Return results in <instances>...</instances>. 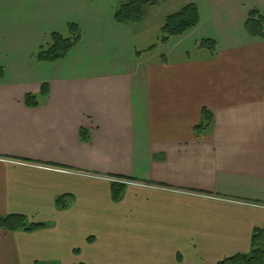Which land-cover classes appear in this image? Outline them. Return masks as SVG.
<instances>
[{
	"label": "crops",
	"instance_id": "0c3cea01",
	"mask_svg": "<svg viewBox=\"0 0 264 264\" xmlns=\"http://www.w3.org/2000/svg\"><path fill=\"white\" fill-rule=\"evenodd\" d=\"M2 1L0 66L9 55L15 65L26 25L13 13L4 24ZM223 1L213 0L219 14L244 29L246 15ZM64 2L83 17L73 21L82 35L72 71L35 79L12 67L0 79V214L45 224L0 228V264H216L248 253L264 229V38L244 29L213 54L147 57L133 47L132 23L113 18L119 0ZM108 47L119 52L108 64L80 52ZM27 93L38 105L25 104ZM204 107L213 121L196 136ZM112 178L139 184L114 200ZM62 195L72 201L59 209Z\"/></svg>",
	"mask_w": 264,
	"mask_h": 264
},
{
	"label": "rangeland",
	"instance_id": "374dc122",
	"mask_svg": "<svg viewBox=\"0 0 264 264\" xmlns=\"http://www.w3.org/2000/svg\"><path fill=\"white\" fill-rule=\"evenodd\" d=\"M64 1L67 0L2 1L4 24L10 23L9 16L10 13H13L18 15L16 21L19 26L26 25L25 32L19 34L20 44L22 42H25V44L19 46L17 50V64H9L12 58L10 55L8 59L3 57L1 60L2 68L5 71H10L12 67L22 68L31 72L35 79L41 76L49 77L51 73L60 69V65H63L66 71H72L73 67L70 68L69 63L74 58L75 52L80 50L75 49L76 47H73L67 53V55L69 54L68 56L66 55L67 57L65 56L55 61H40L36 58L39 47L50 43L52 31H57L67 37L69 36L67 23L83 20L79 12L73 6H68L69 4ZM190 2L197 5L201 21L195 28L189 29L182 35L170 37L167 43L161 42L160 27L163 24L165 16ZM214 4L213 0H163L155 5H146L143 8L141 22L132 23L131 25L134 38L133 47L138 52L142 51V54L146 52L147 57L163 54L169 60H174L185 56L187 53L197 55L202 50L199 47V43L204 38H213L219 41L228 35L238 36L245 33L243 27L236 23V17L232 18L228 16V18H225L219 14H222V12ZM222 6H225V10L228 11H234L236 8L237 14L245 17L248 10L252 8H257L260 11L259 8L264 6V0H224ZM222 6H220L221 9L223 8ZM210 9H215V16H210L208 19L207 14L210 12ZM261 13L263 14V12ZM225 19L228 26L227 29L231 30L223 32L221 21ZM80 52L83 53V60L88 62V64L93 63V61L98 62V64H108L119 57V52L113 49V47H108L103 52H95L93 50L88 55L84 50ZM132 54L128 57V53L124 52L123 57L125 59L123 61L126 62L128 60V62H131L133 58ZM75 65L81 67L79 64ZM115 183L121 185V183ZM135 183L139 184L138 182Z\"/></svg>",
	"mask_w": 264,
	"mask_h": 264
},
{
	"label": "trees",
	"instance_id": "16d2710c",
	"mask_svg": "<svg viewBox=\"0 0 264 264\" xmlns=\"http://www.w3.org/2000/svg\"><path fill=\"white\" fill-rule=\"evenodd\" d=\"M163 0H124L120 1L113 13V18L117 23L129 24L138 23L143 17V8L146 5H155ZM200 20V13L195 3L190 2L178 10L165 16L163 24L160 27V41L165 43L170 37L182 35L192 27L196 26ZM244 29L246 33L253 38H264V15L257 9L248 10ZM67 29L69 36L65 37L57 31L50 34V43L46 46H40L36 58L40 61H55L64 58L67 53L81 40V28L75 22H68ZM199 46L209 50L213 54L216 48V40L213 38H204ZM4 76V69L0 66V79ZM48 84L42 83L38 95L46 96L48 94ZM38 95L27 93L25 95V104L27 106L38 105ZM213 121V115L210 109L202 108L201 121L194 126V133L199 135L209 128ZM82 140L88 141V134L84 129H80ZM123 191L120 184H112V198L118 200ZM72 198L69 195H62L56 198L55 204L59 209L68 207ZM45 227L44 223L30 221L26 215L0 214V228L8 231H26L31 232ZM35 264H44L36 262ZM216 264H264V229L255 228L250 239V250L248 253H237L223 258Z\"/></svg>",
	"mask_w": 264,
	"mask_h": 264
},
{
	"label": "built area",
	"instance_id": "2783aa9c",
	"mask_svg": "<svg viewBox=\"0 0 264 264\" xmlns=\"http://www.w3.org/2000/svg\"><path fill=\"white\" fill-rule=\"evenodd\" d=\"M111 180H112V182H117V183H121V184H136V183L133 182V181L125 180V179H123V178H118V179H116V178H112Z\"/></svg>",
	"mask_w": 264,
	"mask_h": 264
}]
</instances>
